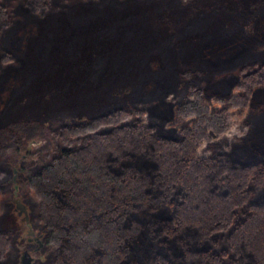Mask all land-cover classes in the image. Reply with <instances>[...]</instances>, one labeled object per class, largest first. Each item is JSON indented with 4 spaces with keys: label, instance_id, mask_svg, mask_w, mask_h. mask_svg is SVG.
I'll return each mask as SVG.
<instances>
[{
    "label": "trees",
    "instance_id": "obj_1",
    "mask_svg": "<svg viewBox=\"0 0 264 264\" xmlns=\"http://www.w3.org/2000/svg\"><path fill=\"white\" fill-rule=\"evenodd\" d=\"M141 1L0 0V116L29 80L18 57L36 19ZM234 12L188 67L167 50L129 99L71 122H0V161L15 164L33 137L64 145L20 188L37 198L53 264H264V0ZM8 247L0 230V264Z\"/></svg>",
    "mask_w": 264,
    "mask_h": 264
},
{
    "label": "rangeland",
    "instance_id": "obj_2",
    "mask_svg": "<svg viewBox=\"0 0 264 264\" xmlns=\"http://www.w3.org/2000/svg\"><path fill=\"white\" fill-rule=\"evenodd\" d=\"M259 0H145L120 6L80 3L36 19L35 32L18 57V69L29 73L25 87L0 116L3 124L22 120L71 122L138 94L149 77L168 62L176 70L188 67L196 57L202 36L222 32L225 19L240 7ZM169 43H160L169 38ZM162 46L166 49L163 52ZM17 156L16 163L0 161L7 176L0 179L16 190L25 204L28 219L37 215V198L25 187L23 177L37 169L58 144L51 134L33 137ZM10 198L0 200V230L9 247L4 264H19L18 243L32 248L31 264H53L54 245L46 229L40 245L27 243L24 225L12 209Z\"/></svg>",
    "mask_w": 264,
    "mask_h": 264
},
{
    "label": "flooded vegetation",
    "instance_id": "obj_3",
    "mask_svg": "<svg viewBox=\"0 0 264 264\" xmlns=\"http://www.w3.org/2000/svg\"><path fill=\"white\" fill-rule=\"evenodd\" d=\"M14 197H18L20 199V196L17 195L16 190L12 191L10 200L12 201ZM12 209L15 212V214L18 216L20 222H22L24 225L23 232L25 235L26 242L27 243L35 242L39 246L41 244L40 237L42 236V234L36 231V227H35L36 224L35 225L33 224V222L37 223L35 222V218L32 221H30L28 219V214L25 217L23 215V212L18 213L17 209L14 208V203ZM18 248H19V255H18L19 264H24L25 262L23 261L24 260L23 258H28V257H29V264H31V260L33 259L32 248L30 246L23 245V242L18 243Z\"/></svg>",
    "mask_w": 264,
    "mask_h": 264
},
{
    "label": "water",
    "instance_id": "obj_4",
    "mask_svg": "<svg viewBox=\"0 0 264 264\" xmlns=\"http://www.w3.org/2000/svg\"><path fill=\"white\" fill-rule=\"evenodd\" d=\"M12 202L14 203V208L17 209V212H23V215L26 217L27 216V212H26V207L25 204L18 198V197H14L12 199ZM24 260V264H29V257L28 258H23Z\"/></svg>",
    "mask_w": 264,
    "mask_h": 264
}]
</instances>
